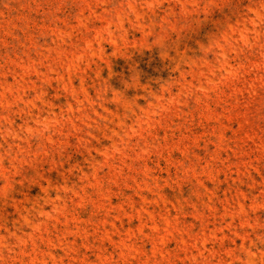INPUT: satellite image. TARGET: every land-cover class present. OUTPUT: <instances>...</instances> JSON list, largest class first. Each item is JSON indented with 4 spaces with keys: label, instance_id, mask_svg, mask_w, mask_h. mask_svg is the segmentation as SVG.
Returning <instances> with one entry per match:
<instances>
[{
    "label": "rangeland",
    "instance_id": "1",
    "mask_svg": "<svg viewBox=\"0 0 264 264\" xmlns=\"http://www.w3.org/2000/svg\"><path fill=\"white\" fill-rule=\"evenodd\" d=\"M0 264H264V0H0Z\"/></svg>",
    "mask_w": 264,
    "mask_h": 264
}]
</instances>
